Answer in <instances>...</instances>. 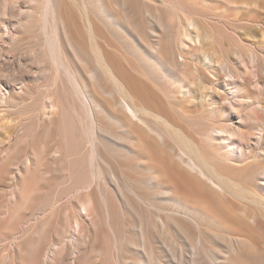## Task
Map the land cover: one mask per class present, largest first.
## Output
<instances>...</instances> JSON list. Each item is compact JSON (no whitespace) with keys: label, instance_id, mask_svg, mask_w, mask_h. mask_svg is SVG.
Instances as JSON below:
<instances>
[{"label":"rangeland","instance_id":"374dc122","mask_svg":"<svg viewBox=\"0 0 264 264\" xmlns=\"http://www.w3.org/2000/svg\"><path fill=\"white\" fill-rule=\"evenodd\" d=\"M54 1L0 0V165L7 162L5 172L0 173V264H118L117 256L122 264H225V259L237 256L239 250L254 264H263L264 214L259 207L264 205V182L255 178L257 173H235L237 184L227 182L240 197L208 190L209 203L189 202L216 222L208 216H191L183 205L166 196L168 183L164 173L150 171L154 168L153 154L175 160L169 147L176 146L174 139L168 136L166 145L167 142H157L142 129L131 135L122 132L120 119L126 125L128 121L124 120L121 108H117L119 89L100 57L108 55L132 82V89H138L146 98L154 96L164 109L170 104L160 86L153 83V74L167 81L177 76L174 86L179 91L173 88L168 92L170 82H165L164 87L168 95H175L170 106L186 121L177 118V113L175 117L172 110L170 120L194 135L201 133L208 123L226 125L234 135L221 139L223 134H215L217 138L213 140L221 154L229 151L232 160L224 161L245 170L263 169L264 0ZM60 18L66 23L75 52L63 39ZM190 21H194V26ZM186 29L190 35L198 34V40L184 37ZM48 35L57 41L58 47V42L61 46L65 44L60 49L67 55L66 61L76 69L81 82L86 79L82 83H88L85 84L88 93L100 102L99 111L94 112L98 115L88 117L84 112L81 122L89 123L85 127H89L86 130L90 133L85 131L86 134L99 137L97 148L103 158L93 156L96 173H91L95 175L87 187L71 188L69 179L59 182L68 173H39L38 184L46 188L39 194L53 182L56 187L50 185L54 195L65 188L64 192L44 209L25 208L22 219L9 230L5 224L12 218L10 214L22 206L20 179L28 175L21 173L24 167L21 160L27 156L33 161L32 150L38 151L40 141L44 143L50 138L43 149L48 153L42 154L43 162H39L45 163L40 166L42 170L54 166L50 156L47 157L52 154L49 146L54 134L46 139L45 130L49 127L55 130L63 108L62 92L64 88L71 91L67 74L62 68L58 70L55 62L48 59L49 53L44 52L48 51L44 41ZM97 52L104 54L96 58ZM209 58L215 62H208ZM224 61L230 66L229 76L228 68H221ZM89 70H95L100 81L88 76ZM96 81L103 83L104 88ZM234 87H238L236 93ZM114 88L118 89L116 93ZM188 88L190 93H186ZM77 106L80 108L82 104ZM79 110L83 114L82 108ZM85 118L94 122L86 119L84 123ZM148 118L157 120L150 115ZM156 124L164 129L161 121ZM20 145L26 146L25 155L22 154L25 147ZM20 148L24 150L20 152L22 157ZM111 164L117 167V173H111ZM215 206L220 208V215L212 211ZM243 209L258 213L263 220L260 227L250 226L246 230L239 226L237 221L243 222L237 215L242 216ZM48 216L53 222L49 229L51 239L34 260L28 256L27 247ZM226 216L234 224L229 225L230 232L225 229ZM217 222H224V227Z\"/></svg>","mask_w":264,"mask_h":264},{"label":"bare ground","instance_id":"6f19581e","mask_svg":"<svg viewBox=\"0 0 264 264\" xmlns=\"http://www.w3.org/2000/svg\"><path fill=\"white\" fill-rule=\"evenodd\" d=\"M124 1H126V0H124ZM202 1H204V0H202ZM206 1H208V0H206ZM220 1L221 2H224V1L229 2V0H224V1L220 0ZM46 2H47V0H46ZM237 2H240V1H237ZM245 2H246V0H245ZM240 4H242V2H240ZM247 4H248V2H247ZM249 4H250V2H249ZM45 6L48 7V4ZM248 6H247V8H248ZM203 10H205V9L203 8ZM58 15H60V14L58 13ZM44 17H46V16L44 15ZM36 19H38V18H36ZM39 19L42 20L41 18H39ZM186 19H188V18H186ZM59 20L62 24V30H63V36H64V38H63V36L61 38H63L64 41H66V43L68 44V46L71 48V50H73L75 52L76 46L73 44V39L70 37V35L68 33L66 23L63 20V18H60ZM193 22L194 21H192V22L190 21L189 24H192V26H194ZM44 24H46V22ZM196 27H197V25H196ZM44 28H45V26H44ZM41 29H42V27H41ZM91 29H89V30H91ZM93 31H95V30H93ZM187 31H184V33H183L184 37H187L190 40H198V36H199L198 34L195 33V36L190 35V32H189L190 30L188 31L189 33ZM46 32H48V30ZM46 32H45V35L47 34ZM48 33H50V32H48ZM55 33H58V32H55ZM192 33H194V31H192ZM91 34L92 33H90V35ZM57 35H59V33ZM52 37H54L53 34H52ZM52 37L50 35H48L47 37L45 36L46 39H44V41L46 42L45 46L48 48V51L46 50L44 52L49 53V54L48 53L47 54L50 55L49 57H51V58H48V59L49 60L52 59L55 62L56 68L58 70L60 68H62L63 72H65L67 74V75L66 74L65 75H66V77H68V82H69L68 85H70L69 87L71 88V91L67 88H64L65 90H63V92H62V96L60 95L61 99H64V100H61L63 103V108H62V112L60 114L61 117H60V119H58L59 122L58 121L56 122V123H58V125H56L57 127H55V130H53V128L50 129V127H49V129L47 131L45 130L47 135H45L46 133L43 134L46 136V139L50 136L49 134H54V136H53L54 139L52 140L51 147L48 145L50 152L52 151V154L47 155L48 158L50 156V160L53 162L54 166H52L50 168V170H48L49 168L47 166L45 167L44 170H42L41 167H43V165L45 163L41 164L39 162L41 160L40 158L43 157L42 154H44L46 156V154L48 153V152H45L43 149H45V146L47 145V141L50 138H48V140H44V143L42 142V140L40 141L41 137L38 139L42 143V144H40V145H42L41 148H39L40 146H37L38 151H35V149H37V148L32 150L31 149L32 146L29 147L32 150V153L30 152V149H28L29 151H27V152H29V154L31 153L32 156L34 155L33 161H29L27 159V156L23 157L22 160L20 158L21 163L24 165V167L22 169L23 171L21 173H26V174L28 173V175L25 174L26 175V176H24L25 178L20 179V180H22V191H20L21 196H19V197H21L20 202L22 200V206H20L18 208L16 207L17 209L15 208L12 211V214H10V216L12 215V218L10 217L11 219L9 220L8 224H5L9 230H13V227L14 228L16 227L17 222H19L20 219H22L23 211L25 208L36 207L37 209L38 208L44 209L52 203V201L54 200L56 195H61L64 192L65 188L60 189V191L58 190L57 193H55V195H54L53 187L50 185V184L55 183V182H53V183L48 184V186L46 184V186L48 187L47 190H45L44 193L42 192L41 194H39L40 190L41 189L43 190L45 188V186H44V188H41L40 187L41 185L39 186V184H38L39 177L41 175V174L38 175L39 173H48V172L60 173V174L68 173V175H65L66 177L64 176L65 178L59 179V182H60V180H61V182H64V181L69 179V180H71V183H70L71 188H73V187H87V185L91 184L90 181L91 180L93 181V178H91V177L93 175H95V174L92 175L91 173H96V169L94 168V164H93V163H95V162H93V160H94L93 156L96 155L100 158H103V155L101 154L100 150L97 148L99 146V144L97 142V139L99 137L93 135V133H91L90 136H89V134H86L85 131L87 132V130H89L87 128H89V127H85V126L89 123L82 124V122H81L82 121L81 118H84L83 115H85L86 112L89 115L88 117H90L91 114H97L94 112L99 111L98 109H99L100 102L96 101V98L94 99L91 96V94H89L90 90H87L86 89L87 87L85 85L88 83H85V84L82 83V82H85L84 80H86V79H84L81 82V79H78L79 74H78V72H76V69H74L73 67L70 66L71 63L69 65L68 62H70V61H68V62L66 61L67 55H63L64 52L61 50L63 48L60 49V47H63L65 44L63 46H61L59 44L60 42H58V45L60 46V47H58L55 43L59 39H56L54 37L55 40H57L55 42L54 38H52ZM89 37L91 38L92 35ZM180 41H182V40H180ZM77 52L78 53H76V54H79L80 51H77ZM97 53H99V52H97ZM43 54H44L43 55V57H44L45 53H43ZM103 54L104 53H102V55ZM208 54H207V56H209ZM250 54L252 56V53H250ZM99 55H100V53L98 55H95L96 58ZM102 55H100V56H102ZM101 58H102V60H100V61H102V63L104 62V64H105V65L102 64V66L104 67V69L106 68V70L108 71L107 73L111 74V76L113 77L112 80L115 81L114 83H116V86L119 89V90L116 89L117 87L114 88L115 93H116V90H118L117 92L120 93V99L117 100V98H115V100H117L118 105H119V107H117V108H121V110H122L121 112L124 115V120L128 121V124L126 125L120 119L121 127L124 129V131L122 130V132H125L126 134L131 135L132 133L138 132L139 131L138 129H142L144 132L151 135L157 142H159L161 144H165L167 142L168 136H170L174 139L176 146H169V147L172 150V156L175 160L168 161L166 159L160 158L159 156H155L153 154L151 160L153 161L154 168H152V169L150 168V171L152 173H164V175H165L164 178H165L166 182L168 183V186L165 185L166 196L168 198L180 203L181 205H183L187 209V211H189L188 213L191 216H192V214H194L196 216H208L211 220L216 222V220H214L210 214L201 210L198 207L191 206L189 204V202L194 201L198 205H201V204L204 205L205 203H209L210 196L208 195V190L210 192L213 191L219 195L226 196L227 193H232V194H235L236 197H240V195L234 193L235 191L231 190L227 184L228 181L232 185L237 184V182L235 181L237 179H236V177H234L235 173H257L255 178L264 182V168L260 169L257 167L256 168L255 167H252V168L249 167L250 169L245 170L244 168H240L238 166L231 165L230 163H226L224 161L225 159L232 160V158L229 154V151H226L225 153L221 154L217 150V147L214 145L213 140H215L217 138L216 137L217 135H215V134H223L221 139H229L230 136L234 135V132L230 131L226 125H224V124L219 125L215 122L208 123V126L201 133H196L197 135H194L186 127H184L182 125H176L175 123H173L170 120L169 111L172 110L173 111L172 114L174 116L177 113V115H176L177 118H180V119L186 121V119H184L183 117H181L178 114V111L176 109H174L170 106V105L174 104L173 98H175V95H168V93L165 91V87H164L165 82H170L171 87L168 88V92H172L173 88L176 89V92L179 91V87L174 86V83L178 80L177 76L171 77L167 81L165 79H161L163 76H161V78H159L160 76L157 77V75H156V77H154L155 74H153L154 75L152 78L153 83L155 82L157 84V86L158 85L160 86L162 93L166 97L167 103L170 104L169 105L170 108L168 107V108L164 109L163 107H160V105H159L160 102L158 101V99L154 98V96H149V98H146L145 95L142 94L138 89H136L134 87L132 89V87H131L132 82L129 81L127 79L126 75H124L122 73V71L112 62V60L108 58V55H106V57L104 55V56L100 57V59ZM67 60H68V58H67ZM79 60H80V56H79ZM208 60H209L208 62H211V61H213V58H209ZM96 61H98V60H96ZM227 61H224L225 65L223 63L221 64L222 65L221 68L224 69L223 66H225V68H228L227 74L229 76L231 70H230V66H229ZM54 62L50 61L51 64ZM213 62H215V61H213ZM221 62H223V61H221ZM240 62H241V60H240ZM225 70L227 72V69H225ZM93 71H95V70H93ZM93 71L92 72L90 71L91 73L88 76H91L93 79L96 78L95 80H97L98 77L96 76V74ZM173 71L175 72V69H173ZM75 73H77L78 75H76ZM157 74L160 75L159 73H157ZM80 75H81V73H80ZM79 78H81V77H79ZM97 81H100V80L98 79ZM97 81H96V84L99 85L100 82H97ZM230 83L234 84V82H228L227 84H230ZM100 85H101V83H100ZM103 85L104 84L102 83V85H101L102 88H104ZM87 86L89 88V85H87ZM62 87H64V86H62ZM95 88H97V87H95ZM234 88H235V93H236L238 90V87H234ZM114 90H112V91H114ZM107 91H108V89H107ZM70 92H72L78 98L79 103L72 99L73 97L71 96ZM95 92H96V90H95ZM103 92H106V91H103ZM111 92H107V93H110L111 95H113ZM190 92H191V90H190V88H188L186 93H190ZM115 95L116 94H114L113 97ZM235 95H237V94H235ZM69 97H71V99L73 100V101L71 100L72 102L70 101ZM75 102L78 105L82 104V106L80 108H77L79 106H77V104ZM88 105H89V107H88ZM118 105L115 102V106H118ZM81 108L83 110V114H82V111L79 110ZM96 109H97V111H96ZM84 112H85V114H84ZM98 113H100V112H98ZM149 115L152 116V118L153 117L156 118L158 121L156 120L157 121L156 122V121H153L152 119L149 120L150 119V118H148ZM92 116H93V118L95 117V119H96L95 115H92ZM92 116H91V118H92ZM91 118H90V121L94 122V119H91ZM119 118L123 119V117H119ZM88 119L89 118H85L83 120V122L85 120L87 122H90V121H88ZM86 121L84 123H86ZM160 121H161V124L163 125L164 129L161 128V126H159L158 124H156L158 122L160 123ZM90 124H92V123H90ZM94 124L95 123H93V125ZM45 126L47 129L48 126L47 125H45ZM45 126H43V127H45ZM94 126H96V125H94ZM51 127H54V125ZM90 128L94 129V127H91V126H90ZM94 130H92V131H94ZM99 132H101V131H99ZM87 133H90V132L88 131ZM94 133H96V132L94 131ZM85 134L87 135L86 137H85ZM123 138H126V137H123ZM36 143L38 145V142H36ZM85 143L89 144L88 147H87V145H85ZM33 144L34 143H32L31 145H33ZM166 145H168V142L166 143ZM84 146H86V148ZM20 147H21V145H20ZM23 147L26 148V146H22L21 148H23ZM21 148L19 151V155L21 154L20 153L21 150L22 151L25 150L22 154H24V153L26 154L27 148L26 149L24 148V150ZM32 148H34V147H32ZM83 148H85L86 150H84ZM126 148L128 149V151H133L130 149L129 146H126ZM16 157H15V159H16ZM239 157H242V156L240 155ZM12 160L14 161V159H12ZM42 160H43V158H42ZM42 160H41V162H43ZM16 162H18V161L16 160ZM6 163L0 165V173L5 172L6 166H7ZM109 165H110V163H109ZM110 169H111V173H117V167L115 165L111 164ZM30 173H33V174L29 175ZM90 174H91V176H90ZM62 177H63V175H62ZM41 178H44V177H41ZM42 180H44V179H42ZM49 182H52V181H49ZM56 183H58V182H56ZM53 186H55V185L53 184ZM69 187H70V185H69ZM20 189H21V187H20ZM259 210H261L262 213L264 214V205H260ZM212 211L219 213V215L221 214V210L218 206L213 207ZM241 212L243 215L240 217L237 215V218L240 219L243 223H241L239 220L237 222L239 223V226H241L243 229L247 230L250 226L260 227V225L263 223V220L259 217L258 213H252V212L250 213L249 210H246V209H243V211H241ZM227 216L224 218L226 221V224H225L226 228L225 229L230 232L231 230H229L228 227H229V225L233 226L234 224H233V222H231V220ZM48 217L42 223V226L40 227L39 231L37 232V235L32 237V239H30L31 240L29 242L30 245H29V247H27L28 248V250H27L28 256H31L34 260L42 252L46 243H48V241L51 239V233H50L49 229L51 227L50 225L53 222H52L51 216L49 218ZM223 217H224V215H223ZM220 222H217V223L219 225H221L222 227H224V225H223L224 222H223V224H221L222 222L221 223ZM6 226H4V227H6ZM58 230H60V228H57L56 232H58ZM229 234H231V233H229ZM234 239L241 241V239H239V238H237V239L234 238ZM117 261H118V264H122L119 256H117ZM222 262H224V261H222ZM33 264H36V263H33ZM225 264H254V262L250 259V257L246 256L245 254H242V252L239 250L237 256L232 255V256H229L228 259L226 258Z\"/></svg>","mask_w":264,"mask_h":264}]
</instances>
